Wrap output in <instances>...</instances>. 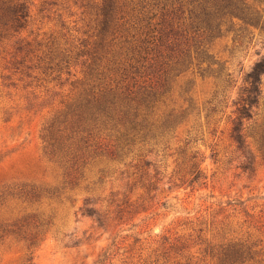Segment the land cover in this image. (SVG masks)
<instances>
[{"label":"trees","instance_id":"obj_1","mask_svg":"<svg viewBox=\"0 0 264 264\" xmlns=\"http://www.w3.org/2000/svg\"><path fill=\"white\" fill-rule=\"evenodd\" d=\"M65 1L43 0L53 5ZM71 1H79L82 12L88 15L87 27L60 42L54 36L46 41L27 39L21 34L28 16L26 1L0 0L1 69L18 74V78L59 85L63 84L61 75L65 74L64 82L73 77L66 91L60 93L58 109L41 130L44 153L60 168L63 189L71 192L82 182L100 185L103 169L98 170L101 176L96 181H90L85 169L103 159H128L122 165L132 170L120 172L127 179L134 169L142 168L139 161L146 167L153 165L144 157L157 146L166 148L168 137L200 111L191 95L193 75L210 77L217 86L218 94L202 108L205 116L214 120V115L230 107L229 161L234 160V166L244 171L264 164L260 79L264 52L243 73L235 96L229 98L228 89L234 85L230 84L231 73L225 69L219 51L213 49L215 40L229 36L234 53L240 52L248 43V28L264 32V0ZM250 120L253 128L247 130ZM187 143L184 141L176 154L182 162H189L188 170L179 176L180 183L190 184L205 175L199 166V152L187 149ZM152 170L146 178L148 189L155 188L157 180L154 165ZM36 191H30L28 198L36 197ZM129 192L125 188L117 197L110 191L103 208L84 211L96 215L97 226L133 218L139 213L138 200L131 199ZM213 222L211 219L206 224L204 236L197 228L191 242L187 241L190 237L181 235L173 240L160 236L159 247L153 249L155 256L163 259L159 264H171V259L173 264H182L179 256L193 245H198L213 264H264L263 239L256 242L224 237L210 228ZM263 225L259 223L258 228ZM0 230L7 229L0 226ZM157 260L155 257L152 262Z\"/></svg>","mask_w":264,"mask_h":264},{"label":"rangeland","instance_id":"obj_2","mask_svg":"<svg viewBox=\"0 0 264 264\" xmlns=\"http://www.w3.org/2000/svg\"><path fill=\"white\" fill-rule=\"evenodd\" d=\"M25 1L28 16L21 34L27 39L46 41L54 36L62 42L87 27L88 15L79 1L56 5ZM248 30V43L240 52L234 53L229 36L213 42L214 52L219 51L231 73L230 84L234 85L228 89L229 98L235 96L243 73L264 52V32ZM2 62L0 59V226L7 230H0V264H155V257L159 264L163 259L155 256L153 249L159 247L160 236L173 240L181 235L190 237L187 241L191 242L197 228L204 236L211 219L210 228L224 237L264 240V225L258 228L264 223V164L244 171L234 166V160L229 161L230 107L214 115V120L202 109L218 94L213 79L192 76L191 95L200 109L198 115L168 137L166 148L157 146L144 157L158 171L155 188L145 187L153 165L146 167L139 161L142 168L134 169L127 179L120 172L127 168L122 162L128 159H103L85 169L90 181H96L101 176L98 170L103 169L100 185L82 182L68 192L60 168L44 153L41 130L58 109L60 93L73 77L64 82L65 74L61 75L62 85L18 78V74L2 70ZM260 79L264 97V73ZM247 125L251 130L252 120ZM186 140L187 149L199 152V166L205 175L190 184L180 183L179 176L188 170L189 162H182L176 154ZM125 188L131 199L138 200L139 213L121 220L126 224L114 221V225L97 226L96 215H87L84 208H103L110 191L121 197ZM36 189V197L29 199V192ZM182 254V264H213L198 245ZM185 255L191 256L186 259Z\"/></svg>","mask_w":264,"mask_h":264}]
</instances>
